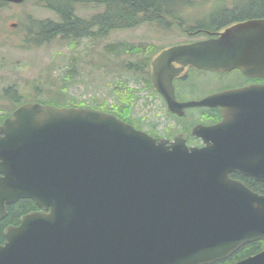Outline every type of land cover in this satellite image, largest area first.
Returning <instances> with one entry per match:
<instances>
[{"label":"water","instance_id":"1","mask_svg":"<svg viewBox=\"0 0 264 264\" xmlns=\"http://www.w3.org/2000/svg\"><path fill=\"white\" fill-rule=\"evenodd\" d=\"M188 66L264 77V18L170 46L151 62L172 113L219 107L217 124L169 141L101 109L41 102L3 120L0 221L21 198L39 210L5 229L0 264H214L264 241V194L230 176L264 182V84L180 102L173 80ZM234 264H264V248Z\"/></svg>","mask_w":264,"mask_h":264},{"label":"rangeland","instance_id":"2","mask_svg":"<svg viewBox=\"0 0 264 264\" xmlns=\"http://www.w3.org/2000/svg\"><path fill=\"white\" fill-rule=\"evenodd\" d=\"M228 0H191L181 6L183 27L196 26L197 18L210 15L216 5ZM102 7L93 5L79 6L77 13L88 17L101 10ZM30 17L37 20L60 18L51 10L28 0L22 4H0V115L7 114L13 108L14 101L21 97V102H45L56 100L59 95L65 99H75L77 103L84 102L90 107L106 105L110 107L120 104L115 92L119 80L136 93L133 102L132 117L138 121L143 129L164 128L176 126L167 114L165 106L158 95L149 90L144 81L136 79L121 70L120 58L113 56L108 63L104 58V47L107 43L151 44L158 46V52L153 59L165 48L173 44L186 41L189 37L179 27L177 21L171 27L142 24L127 30L113 31L108 37L94 40L90 38L75 42L60 38L41 46H34L26 42V31L30 25ZM203 19V18H202ZM12 23H17L12 26ZM113 55V54H112ZM123 59L129 58L127 55ZM152 59V60H153ZM152 71V67H151ZM199 92L206 93L220 87L223 80L219 74L210 71L194 72ZM225 78L238 80L236 72L227 73ZM153 85V84H152ZM9 86H14L10 89ZM154 88V87H153ZM6 89L7 92H6ZM16 90V92H15ZM155 90V89H154ZM66 105V102L59 101ZM197 113V111H195ZM196 113L189 115V121Z\"/></svg>","mask_w":264,"mask_h":264},{"label":"trees","instance_id":"3","mask_svg":"<svg viewBox=\"0 0 264 264\" xmlns=\"http://www.w3.org/2000/svg\"><path fill=\"white\" fill-rule=\"evenodd\" d=\"M38 5L54 12L59 21L53 19L35 20L30 17V25L26 31V42L34 46H41L60 38L73 46L75 42L90 38L100 40L108 37L113 31L127 30L138 27L142 24L157 25L159 27H171L174 22L183 17L180 14L181 5L191 2V0H31ZM26 2V1H25ZM231 5L222 8L221 12L214 14L209 25L221 26L229 25L237 21L264 18V0H231ZM24 3V2H23ZM0 4L7 5L0 0ZM22 4V3H21ZM93 5L102 7L101 10L88 17L77 13L79 6ZM161 50L158 46L151 44H130L123 42L107 43L104 47V58L108 63L114 62L113 56L119 57L121 70L119 74L126 72L136 79L144 81L146 87L152 92L157 93L151 82V62L155 54ZM113 54V55H112ZM127 55L129 58L123 59ZM115 63V62H114ZM203 70H198L200 72ZM115 92L118 94L120 104L106 107L99 105L93 108L101 109L118 115L121 119L134 125L137 129H143L136 119L132 117L133 102L137 98L136 93L132 92L121 80L117 82ZM12 89L14 86H9ZM8 89H6L7 92ZM16 92V90H15ZM21 97L14 101L13 108L7 114L0 115V124L3 120L11 116L14 110L22 105ZM59 101L66 102L65 106L90 107L84 102L77 103L75 99H65L62 95L56 100L41 102L64 106ZM219 113H213L207 118L218 119ZM188 130V128H185ZM244 183L253 191L260 194L264 193V182L255 180L252 177L237 174ZM37 205L29 198H21L15 203L7 206V215L0 221V244L6 240L4 231L10 225L19 224L21 214L36 208ZM264 248V241L256 240L240 247L229 258L218 261L214 264H234L248 256L255 255Z\"/></svg>","mask_w":264,"mask_h":264},{"label":"flooded vegetation","instance_id":"4","mask_svg":"<svg viewBox=\"0 0 264 264\" xmlns=\"http://www.w3.org/2000/svg\"><path fill=\"white\" fill-rule=\"evenodd\" d=\"M228 2L229 3H227V2L222 3L221 2L219 5H216L209 16L204 15L201 18L200 17L197 18L196 26H191V27L185 28V27H183V23H184L183 21L184 20H182V19L178 20L177 23H178V25H180L179 27H182L183 32L185 34H187L189 37L186 41L180 42L179 44L191 43L194 41H199V40H203V39L217 37L218 33L225 30L226 28H228L234 24L246 21V20L237 21L234 23H230L227 26L225 25L224 27L215 26V25L211 26L208 24V22L211 21V19L213 18L215 13L221 12L223 7H225L227 5H231L233 3V2H231V0H228ZM173 45H177V44H173ZM170 46H172V45H170ZM170 46H168V47H170ZM198 70L199 69H197L193 66H188L179 76L174 78L173 83H174V87H175V95H176V98L178 101L184 102V101H189V100H197V99L204 97L207 94L217 92V91H222L225 89H238V88H242V87H245V86H248L251 84H264V77H249V76H246L240 69H234V70L226 72V73L216 72L217 74H219L220 79L223 80L222 82H225V81L226 82L223 83L220 87H218L217 89H215L213 91H209L206 93H201V91H200L198 94L200 87L194 78V76L196 74H193L194 72H197ZM230 72H236L239 75L238 80L234 81L232 79L233 77L228 78V80H227V78L224 77L225 74L227 75V73H230ZM157 95H158L159 99L161 100V103L165 106V108L167 110V114L171 118H173V122H174V124H176V126L172 125L170 127L164 128V130H162L160 132L157 131L155 127H153L152 129L146 130L150 135H152L153 137H155L157 139L165 138L169 141H172L178 133L182 132V133H188L189 134L191 128L196 124L203 123L206 125H213V124L219 123L222 120V113H221V109L219 107H189V108L184 109L182 115L172 113L170 111L169 105H168L166 99L163 97V95H161L160 93H157ZM195 111H197V113ZM194 113H196V117L194 118V116H192V120L189 121V118H188L189 115L194 114ZM213 113H215V114L219 113L218 119L215 120V119L207 118V116H209ZM185 128H188V130ZM187 142H188V144H194L196 146L202 145V140L200 138H197V137L189 136ZM237 174H239V173H231L230 176H231V178L244 183V181L241 178H239L237 176ZM38 210H39L38 206L36 208L30 209V210L22 213L21 218L25 214H28V213L34 212V211H38ZM19 223H20V220H19ZM17 225H19V224H17Z\"/></svg>","mask_w":264,"mask_h":264}]
</instances>
